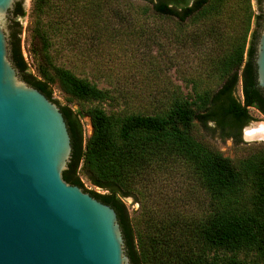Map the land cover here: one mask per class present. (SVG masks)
<instances>
[{
	"label": "trees",
	"instance_id": "1",
	"mask_svg": "<svg viewBox=\"0 0 264 264\" xmlns=\"http://www.w3.org/2000/svg\"><path fill=\"white\" fill-rule=\"evenodd\" d=\"M262 1L256 0V13L252 0H150L149 9L126 10L121 0H31L26 31L34 74L22 55L21 28L11 37L10 58L21 79L57 103L65 119L72 151L64 181L115 210L131 264H264V146L232 160L197 140L193 129L196 120L214 122L239 145L243 128L255 120L250 111L264 117L254 62ZM16 8L25 16L21 3ZM148 10L155 32L167 35L164 22H171L177 43L205 48V67L190 80L189 95L138 108L134 98L115 96L57 64L61 50L98 46L112 36L115 20ZM54 89L64 106L53 99ZM83 117L90 119L88 137ZM176 164L208 199L200 215L181 213L153 185ZM83 180L106 193L85 189ZM128 197L145 200L142 214L128 212L122 201Z\"/></svg>",
	"mask_w": 264,
	"mask_h": 264
},
{
	"label": "water",
	"instance_id": "2",
	"mask_svg": "<svg viewBox=\"0 0 264 264\" xmlns=\"http://www.w3.org/2000/svg\"><path fill=\"white\" fill-rule=\"evenodd\" d=\"M16 2L0 0V264H131L115 210L62 177L72 148L60 108L11 61ZM254 62L264 93V23Z\"/></svg>",
	"mask_w": 264,
	"mask_h": 264
},
{
	"label": "rangeland",
	"instance_id": "3",
	"mask_svg": "<svg viewBox=\"0 0 264 264\" xmlns=\"http://www.w3.org/2000/svg\"><path fill=\"white\" fill-rule=\"evenodd\" d=\"M121 1L123 10L132 5L138 8H150L148 4L150 0ZM252 4L258 13L256 0H252ZM22 7L25 17L21 24V50L29 72L34 74L33 61L28 53L26 31L30 22L31 0H23ZM150 16L151 10H148L146 15H140L134 11L129 17L115 20L111 27L112 36L108 41L106 38L98 46L89 44L93 46L85 51L79 48L68 52L61 50L62 54L55 56L57 64L72 70L79 77L92 81L99 88L109 89L115 96H130V100L134 98L138 108L153 109L156 104L158 106L160 103L165 104L168 98L176 93L189 95L192 93L190 80L205 67L203 65L205 64V48L201 45L194 46L193 42L189 41L177 43L178 40L173 37L176 32L171 22H164L163 28L167 35L155 32L157 26L154 25V20ZM4 27L10 33L8 21ZM194 29L190 28V30ZM252 29L255 30V26ZM237 94L240 95V88ZM53 99L57 100L61 106L65 105L57 89L53 90ZM123 101L119 99L121 105ZM55 104L59 107L57 103ZM250 114L255 120L243 128L242 144L238 145L231 139H225L214 122H208L203 126L199 120H196L193 128L194 136L200 142L219 151L224 157L232 160L244 158L264 146V140H249L246 136L244 137L245 128L264 123V117L255 110H251ZM81 124L85 136L88 137L92 130L90 119L83 117ZM171 169L172 172L163 178V183L158 182L153 185L156 189L160 188L161 194L166 195L167 203L178 204L181 213L200 215L208 207L206 195L182 164H176ZM83 182L85 189L89 191L106 193L90 186L84 180ZM152 189H149L150 193L148 192V195L150 194L148 202L154 204L153 195L156 190ZM141 199V203L129 197L122 201L130 214L135 213L139 216L145 206V200Z\"/></svg>",
	"mask_w": 264,
	"mask_h": 264
},
{
	"label": "flooded vegetation",
	"instance_id": "4",
	"mask_svg": "<svg viewBox=\"0 0 264 264\" xmlns=\"http://www.w3.org/2000/svg\"><path fill=\"white\" fill-rule=\"evenodd\" d=\"M18 3L21 2H16L14 4L13 9L8 14V23L10 26L9 40H11V37L14 36L17 33V31L21 28L22 20L25 17V16H21L19 11L17 10L16 6ZM21 7H22V3H21Z\"/></svg>",
	"mask_w": 264,
	"mask_h": 264
},
{
	"label": "bare ground",
	"instance_id": "5",
	"mask_svg": "<svg viewBox=\"0 0 264 264\" xmlns=\"http://www.w3.org/2000/svg\"><path fill=\"white\" fill-rule=\"evenodd\" d=\"M245 136L249 140H264V123L256 124L248 129L245 128Z\"/></svg>",
	"mask_w": 264,
	"mask_h": 264
},
{
	"label": "built area",
	"instance_id": "6",
	"mask_svg": "<svg viewBox=\"0 0 264 264\" xmlns=\"http://www.w3.org/2000/svg\"><path fill=\"white\" fill-rule=\"evenodd\" d=\"M84 183V182H83Z\"/></svg>",
	"mask_w": 264,
	"mask_h": 264
}]
</instances>
